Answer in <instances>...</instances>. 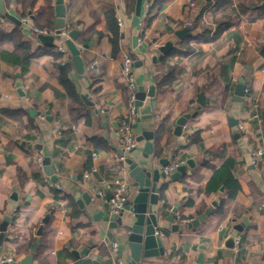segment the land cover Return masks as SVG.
Returning a JSON list of instances; mask_svg holds the SVG:
<instances>
[{
  "label": "crops",
  "instance_id": "crops-1",
  "mask_svg": "<svg viewBox=\"0 0 264 264\" xmlns=\"http://www.w3.org/2000/svg\"><path fill=\"white\" fill-rule=\"evenodd\" d=\"M64 1L67 29L81 25L79 33L92 30L87 42L74 41L84 64L82 73L75 71L68 50L59 57L51 53L34 57L24 73L0 54V221L13 191L18 201L6 228L7 238L0 246V260L19 259L29 253L41 218L48 212L33 253L34 264L123 263L124 254L119 257L111 243H122L127 251L124 236L107 226L109 206L98 191L109 196L115 177L137 188L127 163L120 170L112 156L118 148L119 120L128 110L121 66L122 55L128 52L141 61L133 67L137 85L146 80L155 84L153 116L133 126L135 134L141 129L153 132L166 117L164 126L172 136L164 133L158 155L143 157V139L126 157L148 165L162 157H170L168 164L188 158L194 161L189 174L177 179L167 174L156 182L157 232L165 254L154 260L195 264L202 253L200 264H264V172L251 157L253 148L264 146V14L260 15L258 7L264 0H142L139 15L134 12L135 0L131 10L125 0ZM2 4L4 10L20 18L15 13L19 4L5 0ZM43 4L36 0L28 21L20 23L22 40L31 49L45 44L38 40L31 19ZM107 11H113L116 24L117 18L121 19L123 27L117 24L120 34L127 27L130 35L141 37L140 47L124 44L120 35L119 48L112 53ZM148 17L147 25L144 19ZM14 24L1 14L0 32L10 31ZM183 27H188L189 34L176 38L170 51L164 56L158 52L153 61L155 47ZM59 41L53 39V44ZM12 48L11 40L1 35L0 51ZM67 57L74 99L59 79L58 64ZM169 67L171 82L158 87L156 81ZM17 73L21 74L24 96L16 92ZM240 78L245 93L241 101H235L233 90ZM201 93L205 103L197 105ZM18 108L23 112L18 113ZM185 113L189 117L182 135H175V120ZM230 116L237 120V136L231 131ZM195 131L199 142L188 144L186 135ZM60 140L65 143L59 144ZM37 144L41 148L35 147ZM39 150L50 156L61 189H56L36 164ZM53 150L57 152L51 155ZM228 157L235 161L232 173L238 190L231 197L223 187L218 206L198 226L188 227L186 222L202 213L218 192L219 188L207 192L205 186L213 168ZM162 168L159 166L160 171ZM83 192L91 200L82 201L81 208L78 199ZM133 195L130 192L129 197ZM174 203H178L174 219L167 221L164 217ZM125 216H131L130 212L125 211ZM173 223L178 225L176 229L171 228ZM236 225L240 230L234 246L229 247L225 242Z\"/></svg>",
  "mask_w": 264,
  "mask_h": 264
},
{
  "label": "water",
  "instance_id": "water-1",
  "mask_svg": "<svg viewBox=\"0 0 264 264\" xmlns=\"http://www.w3.org/2000/svg\"><path fill=\"white\" fill-rule=\"evenodd\" d=\"M142 0H135L134 12L135 15H139L141 9ZM264 4V1H263ZM53 11L55 15L54 29L55 34H43L37 33V38L40 42L45 44L53 43V39H61L63 45L70 53L71 63L73 64L75 71L77 73H82L84 69V64L80 56V49L75 45L74 41L77 39L81 25H78L75 28H69L67 34L60 35L59 32L62 28L66 26V1L64 0H54ZM0 14L4 17L12 20L16 24H20L21 21L15 15L4 10L2 0H0ZM189 34L188 27H183L180 30L175 31L174 35L169 37L163 44L158 45L154 49V54L151 56L152 60L155 61L157 58V53L167 54L172 48L176 38H181L183 34ZM121 37L123 38L124 44L128 45L129 43L132 47L141 46V42H138L136 35H130L129 28H124L121 32ZM83 47H86V44H83ZM141 61L134 60L133 67L137 66ZM21 74H16L15 86L16 92L20 96H24V91L21 86ZM147 78V77H145ZM234 97L235 101H241L242 96L245 93V84L243 79L240 78L234 86ZM155 94V84L151 81L146 80L143 84L137 85V90L135 92V101L137 112L139 116L134 123V127L137 126V123L140 120H146L153 116L152 109L155 106L154 100ZM84 97V96H82ZM85 99V97H84ZM203 94L201 93L197 99V105L204 104ZM30 112H33L31 109ZM189 117L188 113L178 116L175 120V126L173 133L179 135L181 131V125L185 123L186 119ZM229 125L231 126V131L234 136L238 135V126L237 120L230 116ZM153 132L151 130L141 129L140 133L135 136L136 141H141L145 139V144L143 148V157H147L149 153H152V139ZM23 142V141H22ZM37 148H41V145H35ZM170 158V157H169ZM169 158H159L157 162H153L148 165L146 162L135 161L130 157H126L125 161L128 165L129 174L135 182L137 183V192L133 195L132 198L127 199L123 205V208L118 214L112 215L111 218L107 221V226L112 229H118V232H121L124 236V244L127 248V251H124V245L119 243L117 245L118 256L122 257L124 254V260L122 264H168L163 263L159 260H154V258H159L164 256V247L160 238V235L157 232L158 217L160 215V209L154 207L158 201V191L159 187L156 185V182L159 178L165 177L166 175L163 171H160L159 166L163 167L168 164ZM43 163V172L46 175L47 179H50L52 182H56L57 177L54 174L53 166L50 162V156L45 155L42 160ZM194 165V161L191 158L186 159V161L177 164L169 173L171 179H177L181 175L189 174V167ZM223 190V186H220L218 192L210 201V205L206 207L202 213L192 218L186 222L188 227H196L203 218L208 215L212 208H215L219 204V194ZM91 200V197L87 193H81V199H78V203L81 208H83V202L88 203ZM17 193L13 191L9 195V201L6 203L4 209L3 219L0 221V246L4 239H6V228L9 222L11 221L13 211L17 206ZM178 203H174L170 213L164 217L167 221H173L174 214L177 211ZM130 212L131 216H125L124 212ZM49 213L47 212L42 218L41 223L36 229L37 237L34 240L30 252L25 254L19 259H14L11 257L9 259L0 260V264H34L33 253L36 250L38 244V236L42 232V225L47 221ZM177 224L173 223L171 228L176 229ZM236 231L231 233L226 239V245L229 247L234 246L235 235L240 230V225L235 226ZM203 260L202 253H200L196 259L195 264H200Z\"/></svg>",
  "mask_w": 264,
  "mask_h": 264
},
{
  "label": "trees",
  "instance_id": "trees-1",
  "mask_svg": "<svg viewBox=\"0 0 264 264\" xmlns=\"http://www.w3.org/2000/svg\"><path fill=\"white\" fill-rule=\"evenodd\" d=\"M6 3L14 2L20 5L19 9H15V13L19 16H28L30 17L32 13L33 5L35 4L36 0H5ZM44 4L40 7L38 12L33 13L32 15V22L34 27L38 29H47V28H54L53 20L55 18L52 0H43ZM127 3L128 9H133V2L134 0H125ZM263 1V0H262ZM261 9L260 15L264 14V4H260L258 6ZM1 16V14H0ZM151 17L144 19V24L147 25L150 22ZM106 23H107V30L109 40L112 44V53L114 54L119 48V39H120V30L116 24V20L114 18L113 11L106 12ZM21 24H14L10 31L8 32H0V36L7 37L11 40L13 48L10 51L1 50V56L6 59L7 61L11 62L15 67L19 69L21 73H24L29 68L31 60L42 54V53H51L54 57L61 56V52L53 51L56 48V45L51 44H44L37 46L35 49H31V46L28 42L22 40V33H21ZM92 34V30L88 29L87 31H82L78 34L77 39L79 42H87ZM190 48H187L186 51H189ZM175 50H173L174 53ZM186 51H181V53H187ZM165 54H161L164 56ZM59 68V79L66 87L69 95L72 99L77 98L76 93H74L73 86L69 79L67 78V72L71 68V63L69 58L67 57L63 63L58 64ZM172 67H169L165 76H163L160 80L156 81L158 87H162L163 85L169 84L172 80ZM17 110V109H16ZM23 112L22 108H18V113ZM167 121L166 117L160 123V125L153 131L152 137V153L154 155H158L161 149L160 140L165 132H168L164 123ZM172 133L168 132V137L170 138ZM187 143L199 142L200 138L198 136V132L195 131L186 135ZM65 142L60 140L59 144H64ZM56 150L51 152V155L56 154ZM234 159L232 157L226 158L223 163L216 168H213V173L205 186V190L207 192L216 191L219 186H223L228 190L229 196H234L236 191L239 188L238 181L234 177L232 173V168L234 166Z\"/></svg>",
  "mask_w": 264,
  "mask_h": 264
},
{
  "label": "built area",
  "instance_id": "built-area-1",
  "mask_svg": "<svg viewBox=\"0 0 264 264\" xmlns=\"http://www.w3.org/2000/svg\"><path fill=\"white\" fill-rule=\"evenodd\" d=\"M21 22H27L28 17L23 16L19 18ZM117 24L120 27H123V23L121 19L117 18ZM187 25H191V21L186 22ZM33 31L37 33H43V34H55V29L53 28H45V29H38L36 27H33ZM67 27H64L60 30L59 34L64 35L67 34ZM138 42H141V37H137ZM56 50H58L61 53L66 52V48L62 43V40L58 42L56 45ZM133 61L134 59L132 56L128 53L125 52L122 55L121 59V66H122V73L124 74L126 78V86H127V91H128V110L127 114L122 117L119 120L118 127H117V143H118V148L112 152L113 159L116 161L118 168L120 170H124L126 168V156L127 154L135 147L137 141L135 139V132L133 125L136 122L139 113L137 112L136 106L134 104L135 101V92L137 90V83L134 79L133 75ZM39 118L43 119L44 115L39 114ZM186 124L183 123L181 125V131L179 136L182 135V131L185 128ZM55 132L59 133V130L55 129ZM45 154L39 150L35 157V162L38 165L39 168L43 167V157ZM251 157H252V162H259L261 165V168L264 172V146H257L252 149L251 151ZM179 162H173L169 163L165 166H163L162 171L165 175L169 174L170 171L177 165ZM114 188L112 193L109 196H104L102 195L101 191H98L99 196H102V199L104 202L108 203V215L111 217L112 215L118 214L120 210L123 208V205L127 199H130L129 195L130 192L132 194H135L137 192V188H132L130 187L125 180H123L121 177H115L114 181ZM56 189H61V185L52 182L51 183ZM132 190V191H131ZM236 239L238 240V236H236ZM111 246L113 249H117V243L113 241L111 243Z\"/></svg>",
  "mask_w": 264,
  "mask_h": 264
}]
</instances>
